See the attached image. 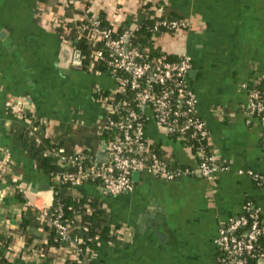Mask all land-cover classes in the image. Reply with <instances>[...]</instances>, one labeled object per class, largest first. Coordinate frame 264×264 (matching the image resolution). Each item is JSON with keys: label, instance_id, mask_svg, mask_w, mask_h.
<instances>
[{"label": "crops", "instance_id": "crops-1", "mask_svg": "<svg viewBox=\"0 0 264 264\" xmlns=\"http://www.w3.org/2000/svg\"><path fill=\"white\" fill-rule=\"evenodd\" d=\"M96 1L115 23L126 24L144 11L143 0ZM165 2L166 11L186 18L187 29L160 32L158 43L161 49L191 56L188 83L198 98L197 112L209 127L215 157L229 168L214 179L192 175L163 180L139 172L132 176V190L116 194L103 193L93 183L77 186V192L107 205L111 223L130 230L124 239L103 244L95 255L97 264H217L215 237L221 221L238 213L247 198L264 207V186L243 171L264 174V127L257 120L246 122L247 91L241 86L264 72V0ZM56 7V0H0V239L14 248L15 264H60L73 249L51 246L41 249L43 254L24 255L37 252L33 243L46 240V231L33 225L28 243L21 233L4 237L26 205L38 210L53 202L48 174L9 132L13 121L26 122L11 104L17 101L25 113L51 120L66 153L78 147L96 153L102 146L101 108L92 88L112 80L107 70L97 73L73 67L71 61L60 63L63 41L49 27L44 10ZM146 134L177 162L197 163L189 147L152 119Z\"/></svg>", "mask_w": 264, "mask_h": 264}, {"label": "built area", "instance_id": "built-area-1", "mask_svg": "<svg viewBox=\"0 0 264 264\" xmlns=\"http://www.w3.org/2000/svg\"><path fill=\"white\" fill-rule=\"evenodd\" d=\"M69 1L61 0L55 9L44 10H48L49 27L71 48L79 49L76 42L80 39L91 43L89 53L80 55L87 71L99 73L102 70L95 66L103 63L110 74L111 84H98L92 88V94L101 108L98 133L105 146L100 148V158L84 147H78L71 153L64 152L62 147H48L45 152L55 156L56 162L62 167L50 175L49 180L67 184L73 193L77 192V186L93 183L103 193L116 194L133 189L132 173L135 171L149 173L163 180H175L192 175L214 179L218 172L227 170L228 164L220 162L214 152L206 153L202 144L196 153L192 152L197 160L194 166L177 167H170L147 144L153 142L146 134V124L150 119L166 134L176 135L180 141H183L185 132L199 140L208 135L207 124L197 112L198 98L188 83V73L193 65L191 56L186 52H177L176 59H167L165 54L152 58L149 57L147 45L134 44L132 30L148 17L145 10L140 18L135 17L126 24H120L107 19L106 15L102 17L96 0H72V4ZM66 6L73 13L70 18L61 17ZM154 14V38L160 27L170 31L178 29L180 25L187 26L185 17L168 19L158 17L159 11ZM97 44H100L99 47H94ZM261 76H264V72L252 79ZM248 82L241 83L247 91L245 120L247 123L257 120L264 127V94L258 88H248ZM11 107L22 118L24 111L19 108L18 102H13ZM25 120L30 122L29 118ZM47 127L49 134L59 135L55 125L49 123ZM35 132L37 128L31 125L30 133ZM183 143L190 149L192 142ZM243 171L258 185L264 186L263 173L251 169ZM47 207L39 209L40 218L55 227L59 239L70 241L71 225L62 221V211L59 208L47 211ZM110 230L120 240L130 231L123 223L120 226L112 223ZM261 236L264 248V207L247 198L242 202L240 211L221 221L218 227L215 237L217 264H247L254 251L260 249ZM75 240L78 238L66 245L71 246L73 255L77 251L73 244ZM5 248L9 253L14 249L0 239V258ZM16 249L21 250L20 247ZM35 253L38 250L23 254L34 256ZM259 255L258 262L264 264V252H259Z\"/></svg>", "mask_w": 264, "mask_h": 264}, {"label": "trees", "instance_id": "trees-1", "mask_svg": "<svg viewBox=\"0 0 264 264\" xmlns=\"http://www.w3.org/2000/svg\"><path fill=\"white\" fill-rule=\"evenodd\" d=\"M56 1L59 2L61 0ZM69 4H72V0L69 1ZM166 6H168V4L165 0H143L142 8H144L148 17L137 27L133 28L132 42L142 46L147 45L149 57L153 58L160 54H165L167 59H176L178 57L177 52H170L168 50L161 49L159 44L153 43V19L156 11L160 12V14L157 15L158 17H166L168 19L184 18L183 15L178 14L174 10L166 11ZM74 11L78 12L79 10ZM99 13L102 17H104L102 11ZM72 16L73 13L70 7L66 6V9L62 12L61 17L70 18ZM103 22L106 21L103 20ZM186 29L187 26L184 27L180 25L178 29H171L170 31L165 32L173 31L183 33ZM164 30H166L164 27H160L158 33L163 32ZM76 44L82 54L89 53V50L92 47L91 43H88L83 39L78 40ZM99 45L100 44H97L94 47H99ZM95 68H99L102 71L106 70V66L103 63H97ZM251 87L260 89L264 94V76L256 79H250L248 82V88ZM25 118H29L30 122L26 121L22 123L21 121L17 122L15 120L10 124L9 132L12 135L14 142L25 146L27 145V149L30 154L37 159L38 165L48 174V176H50L62 169V167L56 162L55 156L48 154L45 151L50 146H55L59 149L62 146V139L58 134H49L47 132V125L51 123V120L33 115L32 113L23 112L22 119L25 120ZM31 125H34L37 128V132L30 133ZM172 136L175 137L176 135ZM183 137L184 139H182V142H192L190 149L193 153H196L200 144L203 145L206 153L212 154L214 151L210 138V130L208 135L200 140L190 137V134L187 132L184 133ZM147 144L152 149L154 148L158 155L165 160L170 167L184 165L171 158V155L157 143L150 141ZM253 181L256 185H258L255 180ZM49 184L53 191V202L46 208V210L54 211L56 208H59L62 211V221H67L71 225L69 230L71 240L78 238L77 241H73L74 246L77 248L76 254L67 258L60 264H97L95 255L98 250L103 247V244L105 242L120 240L111 233L110 229L112 223L109 221V211L107 205L95 196L80 192L73 193L72 189L67 184L59 183L58 181H49ZM32 215H34V217ZM32 225L35 228H42L47 233L45 242L33 243L31 247L33 249L37 248L39 252L41 249L44 250L45 248L51 246H66L71 241L59 239L55 227L40 218L39 209L36 210L29 205H26V207L22 210L17 225L10 227L4 237L7 240L11 237V235H14V233H21L24 242L28 243L31 240L28 229ZM117 226H120V223H117ZM259 239L260 249H256L254 251L253 255L248 258L247 264H257L260 256L259 252H264L263 237L261 236ZM40 254L43 253L40 252ZM0 264H15V259L11 253L4 249L1 252Z\"/></svg>", "mask_w": 264, "mask_h": 264}, {"label": "water", "instance_id": "water-1", "mask_svg": "<svg viewBox=\"0 0 264 264\" xmlns=\"http://www.w3.org/2000/svg\"><path fill=\"white\" fill-rule=\"evenodd\" d=\"M80 55H81V52L79 49H73L65 42L60 43L59 57H60V63L61 64H62V61H63V63H65L67 61H71L72 62L71 66L76 67V68H82L83 63H82V59H81ZM104 146H105V143L102 144L101 148ZM96 157L97 158L101 157L100 149L96 152ZM138 173H139L138 171H135L132 173V176L134 177Z\"/></svg>", "mask_w": 264, "mask_h": 264}, {"label": "rangeland", "instance_id": "rangeland-1", "mask_svg": "<svg viewBox=\"0 0 264 264\" xmlns=\"http://www.w3.org/2000/svg\"><path fill=\"white\" fill-rule=\"evenodd\" d=\"M158 36H159L158 34L155 35V38H154V42H155V44H159V43H158V40H159V39H158Z\"/></svg>", "mask_w": 264, "mask_h": 264}]
</instances>
